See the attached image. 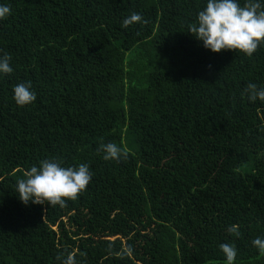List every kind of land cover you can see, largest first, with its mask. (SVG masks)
<instances>
[{
  "label": "trees",
  "instance_id": "trees-1",
  "mask_svg": "<svg viewBox=\"0 0 264 264\" xmlns=\"http://www.w3.org/2000/svg\"><path fill=\"white\" fill-rule=\"evenodd\" d=\"M0 3V264H226L221 243L264 264V101L243 94L264 87V43L205 49L188 33L205 0ZM133 12L147 23L122 27ZM28 81L36 99L18 107ZM109 142L126 155L104 160ZM53 157L86 163V189L22 204L17 180Z\"/></svg>",
  "mask_w": 264,
  "mask_h": 264
},
{
  "label": "clouds",
  "instance_id": "clouds-1",
  "mask_svg": "<svg viewBox=\"0 0 264 264\" xmlns=\"http://www.w3.org/2000/svg\"><path fill=\"white\" fill-rule=\"evenodd\" d=\"M262 4L264 0H245L243 6L238 0H205V6L197 12L195 23L189 27L188 33L213 53L235 50L236 53L252 56L258 45L264 43ZM10 14V6L0 3V20ZM134 23L147 21L139 13L133 12L123 19L121 26L128 27ZM9 61L7 54L0 55V76L13 71ZM243 94L249 102L264 101V87H258L254 83L247 84ZM12 99L18 107L33 103L36 94L32 90L31 82L16 84L12 89ZM100 151L106 161L119 160L126 155L122 147L111 142L102 144ZM91 179L92 175L86 163L65 167L62 166V161L53 157L41 160L38 166L27 169L24 177L16 182V195L24 205L47 204L63 208L66 200H75ZM252 245L259 253L264 254V238L257 237L252 240ZM219 250L223 253L226 264H234L237 251L231 244L221 243ZM130 251L131 249H127L126 253ZM56 260L58 264H77L72 253H60Z\"/></svg>",
  "mask_w": 264,
  "mask_h": 264
}]
</instances>
